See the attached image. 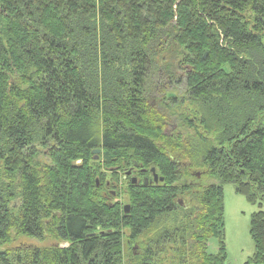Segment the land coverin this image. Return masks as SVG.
<instances>
[{"label": "trees", "instance_id": "16d2710c", "mask_svg": "<svg viewBox=\"0 0 264 264\" xmlns=\"http://www.w3.org/2000/svg\"><path fill=\"white\" fill-rule=\"evenodd\" d=\"M227 182L264 264V0H0V264H225Z\"/></svg>", "mask_w": 264, "mask_h": 264}, {"label": "rangeland", "instance_id": "374dc122", "mask_svg": "<svg viewBox=\"0 0 264 264\" xmlns=\"http://www.w3.org/2000/svg\"><path fill=\"white\" fill-rule=\"evenodd\" d=\"M180 94H177L179 96ZM156 96H153V98ZM171 125H177V120L171 118ZM169 124V125H170ZM100 153V152H99ZM97 153V154H99ZM194 172H201L197 169ZM110 179V173H108ZM194 177H198L194 175ZM202 177V176H201ZM199 178V177H198ZM203 183H221L218 177H204ZM128 184V183H127ZM224 188V218H225V246L227 251V260L225 264H246V261L255 253V244L250 233L251 218L254 212L260 209L257 203H252L247 197L236 191L233 182L223 183ZM119 196V197H118ZM116 200L121 203H129L127 194L118 191ZM219 239L211 238L209 241V252L216 253L219 250ZM138 248V243L132 244Z\"/></svg>", "mask_w": 264, "mask_h": 264}, {"label": "flooded vegetation", "instance_id": "af4514ba", "mask_svg": "<svg viewBox=\"0 0 264 264\" xmlns=\"http://www.w3.org/2000/svg\"><path fill=\"white\" fill-rule=\"evenodd\" d=\"M173 85H175V83ZM154 102H155V99L153 100V103ZM167 123H168L167 125L170 124L169 122H167ZM139 169L140 168H138L137 165H135L132 168H130L129 170H123V171L121 170L118 183L115 181V179L113 178L112 174L110 175V179L108 178V180H107V185L108 186L109 185L112 186L109 190H110V193L113 195L114 199H116V197L118 196V191H123V193L125 195V193L129 191L131 185H138V184L142 183L143 181L145 182L146 179H148V181L146 183H149V184L158 183L159 181H163V180L160 179L161 177H159V176H158V181H155L154 174H153L152 170H151V178H148V176H147V177L144 178V180H140ZM129 171H131V172L128 173ZM141 171L145 172L146 169L141 167ZM157 174H158V172H157ZM195 174H196V172H195ZM200 177H201V175H200ZM134 178L136 179V182H133ZM116 201L119 202L120 200H116ZM126 204H129V203H124L123 204L124 212H125V205Z\"/></svg>", "mask_w": 264, "mask_h": 264}, {"label": "water", "instance_id": "95a60500", "mask_svg": "<svg viewBox=\"0 0 264 264\" xmlns=\"http://www.w3.org/2000/svg\"><path fill=\"white\" fill-rule=\"evenodd\" d=\"M100 151H101L100 149H96V150H94L95 153H99ZM95 158L97 159V158H98V155H96ZM151 170L153 171L155 181H158V174H157V172H156L155 167H152ZM130 172H131V171H129L128 173H130ZM196 175H197L198 177H200V173H197ZM160 179H161V180H164L163 177H161ZM147 181H148V179L145 180V183H146ZM133 182H136V179H135V178L133 179ZM180 203H182V201H180ZM129 210H130V205H129V204H126V205H125V212H129Z\"/></svg>", "mask_w": 264, "mask_h": 264}]
</instances>
